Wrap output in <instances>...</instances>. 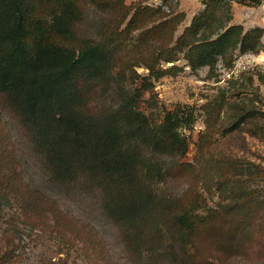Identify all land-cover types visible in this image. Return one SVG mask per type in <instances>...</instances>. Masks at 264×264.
Returning a JSON list of instances; mask_svg holds the SVG:
<instances>
[{"label": "trees", "instance_id": "16d2710c", "mask_svg": "<svg viewBox=\"0 0 264 264\" xmlns=\"http://www.w3.org/2000/svg\"><path fill=\"white\" fill-rule=\"evenodd\" d=\"M147 1L127 5L125 0H89L98 12L113 19L103 37L86 39L76 30L83 17L77 0H0V94L16 100L23 123L38 137L59 179L92 176L100 190L111 195L106 214L120 224L141 221L160 209L164 214L157 221L160 217L170 234L171 261L211 264L193 260L218 249L227 256L234 253L236 231L229 235L220 217L242 207L239 201L219 209L209 207L221 181L212 177L207 195L200 193L198 165L180 163L173 170L162 166L166 159H182L188 152L189 137L183 130H193L194 108L177 105L162 124L154 126L140 103L143 92L154 88L152 80L183 71L177 65L182 55L193 71L208 67L210 76H215L219 57L235 51L260 53L263 28L246 31L234 25L220 33L223 24H218L219 14L230 20L232 3L256 7L263 0H201L205 10L179 38L184 13L150 6ZM41 3L52 4L50 20L40 12ZM213 33L218 35L214 39ZM133 51L137 57L120 69V55ZM138 68L147 70L148 76L142 78ZM137 83L140 88H130ZM101 86L103 93L116 94L115 111L91 106L94 90ZM222 107L207 112L205 132L210 138L223 132L217 123ZM151 176L165 185H184L187 176L196 183L189 184L191 195L184 205L162 204L143 186ZM243 194L238 197L245 201L244 210L262 203L252 194Z\"/></svg>", "mask_w": 264, "mask_h": 264}, {"label": "rangeland", "instance_id": "374dc122", "mask_svg": "<svg viewBox=\"0 0 264 264\" xmlns=\"http://www.w3.org/2000/svg\"><path fill=\"white\" fill-rule=\"evenodd\" d=\"M138 1L125 0L127 5ZM77 3L83 14L75 24L79 37H103L113 15L98 12L89 0ZM147 5L184 13L177 38L205 10L201 0H169L166 4L165 0H148ZM39 8L50 20L52 4L41 3ZM228 14L230 20L219 14L220 33L234 25L246 31L264 29V0L256 7L232 3ZM217 36L213 33L211 37ZM262 42L258 54L235 51L219 57L215 76H210L208 67L193 71L182 55L177 63L182 72L152 80L154 88L142 94L141 110L154 126L162 124L166 113L177 105L194 108L193 130H183L189 137L188 152L182 159H166L162 166L173 170L180 163L198 165L200 193L207 195L212 177L221 181L214 188V197L209 198V207H228L233 201L242 207L220 217L228 233L236 231L234 253L227 256L220 249L202 252L194 263L264 264V36ZM134 57V51L120 55L119 68ZM137 71L142 78L148 76L144 68ZM140 86L137 83L130 88ZM104 90L102 86L94 90L91 106L115 111L119 106L116 94ZM220 107L217 123L223 132L210 138L205 132L207 112ZM191 182L196 183L195 178L187 176L184 185H165L151 176L143 186L158 202L171 201L178 206L189 199ZM99 185L89 175L59 179L38 137L23 123L16 100L0 94V264H175L170 259V234L160 217L157 221L164 212L160 215L158 209L138 222H114L104 208L111 195ZM243 193L262 203L244 210L245 201L238 197Z\"/></svg>", "mask_w": 264, "mask_h": 264}]
</instances>
